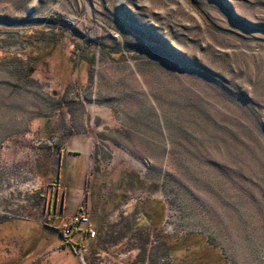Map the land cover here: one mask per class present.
<instances>
[{"label":"rangeland","instance_id":"374dc122","mask_svg":"<svg viewBox=\"0 0 264 264\" xmlns=\"http://www.w3.org/2000/svg\"><path fill=\"white\" fill-rule=\"evenodd\" d=\"M4 121L0 264H264V0H0Z\"/></svg>","mask_w":264,"mask_h":264},{"label":"crops","instance_id":"0c3cea01","mask_svg":"<svg viewBox=\"0 0 264 264\" xmlns=\"http://www.w3.org/2000/svg\"><path fill=\"white\" fill-rule=\"evenodd\" d=\"M19 127H20V124H17L15 122H6V121H4L2 123L0 122V129H2V131L0 133L5 134V135L11 134V133H13V130L15 128H19ZM42 128L45 129L44 133L47 134V132H48L47 130L49 129V127L47 126L46 123L44 124V126H42ZM77 159H78V157L77 158L76 157H70L69 161L67 162V165L65 166V169L67 170L68 173L72 174L73 176L79 177L81 175V170L79 171L80 160H77ZM76 184H77V182L75 183V186H74V184L72 185V188L76 189L75 188ZM60 187H62V186L60 185ZM67 187H69V186L67 185ZM69 189H67V190H69ZM67 190H65V191H67Z\"/></svg>","mask_w":264,"mask_h":264},{"label":"built area","instance_id":"2783aa9c","mask_svg":"<svg viewBox=\"0 0 264 264\" xmlns=\"http://www.w3.org/2000/svg\"><path fill=\"white\" fill-rule=\"evenodd\" d=\"M86 226L87 233L89 236L93 237L95 235V231L91 229L89 217L86 212L80 210L69 222L67 223L66 227L70 230L76 229L78 226Z\"/></svg>","mask_w":264,"mask_h":264},{"label":"trees","instance_id":"16d2710c","mask_svg":"<svg viewBox=\"0 0 264 264\" xmlns=\"http://www.w3.org/2000/svg\"><path fill=\"white\" fill-rule=\"evenodd\" d=\"M63 197H64V194L62 195ZM63 202H64V198H63V200H62Z\"/></svg>","mask_w":264,"mask_h":264},{"label":"flooded vegetation","instance_id":"af4514ba","mask_svg":"<svg viewBox=\"0 0 264 264\" xmlns=\"http://www.w3.org/2000/svg\"><path fill=\"white\" fill-rule=\"evenodd\" d=\"M62 200H63V198H62Z\"/></svg>","mask_w":264,"mask_h":264}]
</instances>
